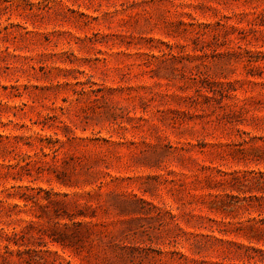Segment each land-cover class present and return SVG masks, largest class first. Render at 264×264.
I'll return each mask as SVG.
<instances>
[{"label":"rangeland","instance_id":"374dc122","mask_svg":"<svg viewBox=\"0 0 264 264\" xmlns=\"http://www.w3.org/2000/svg\"><path fill=\"white\" fill-rule=\"evenodd\" d=\"M0 264H264V0H0Z\"/></svg>","mask_w":264,"mask_h":264},{"label":"trees","instance_id":"16d2710c","mask_svg":"<svg viewBox=\"0 0 264 264\" xmlns=\"http://www.w3.org/2000/svg\"><path fill=\"white\" fill-rule=\"evenodd\" d=\"M13 236H14V237H17V236H19V233L14 232L12 235H8V238L12 239Z\"/></svg>","mask_w":264,"mask_h":264}]
</instances>
